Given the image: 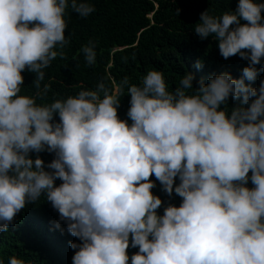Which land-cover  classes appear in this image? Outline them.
<instances>
[{"label": "clouds", "instance_id": "1", "mask_svg": "<svg viewBox=\"0 0 264 264\" xmlns=\"http://www.w3.org/2000/svg\"><path fill=\"white\" fill-rule=\"evenodd\" d=\"M70 6L83 18L95 11L87 0ZM68 7L69 0H0V233L43 196L59 213L54 226L66 223L72 264H264V79L258 88L245 83L264 71V3L238 0L219 17L206 9L194 28L201 39L214 37L223 58L248 61L239 79L225 71L194 88L189 72L169 91L151 70L139 86L125 77L113 91L100 82L37 104L20 94L21 73H35L40 88L44 69L64 57L54 49L68 43ZM81 51L93 65L94 45ZM122 85L131 123L118 117ZM229 97L240 106L229 110ZM43 151L55 154L46 166L30 156ZM153 175L182 198L163 215ZM130 246L138 248L131 257Z\"/></svg>", "mask_w": 264, "mask_h": 264}, {"label": "trees", "instance_id": "2", "mask_svg": "<svg viewBox=\"0 0 264 264\" xmlns=\"http://www.w3.org/2000/svg\"><path fill=\"white\" fill-rule=\"evenodd\" d=\"M87 2L94 6L95 11L83 18L71 9L69 0V7L64 15L68 43L63 48L58 45L54 49L62 51L64 57L57 56L44 69L45 77L40 88H36L33 83L35 73L25 69L21 73L24 78L21 95L34 97L37 104H51L57 99L76 96L82 90H95L100 82L110 91L121 86L125 77L128 78V85L139 86L151 70L160 71L168 90L173 91L180 86V80L186 73L193 74V87L196 88L201 79L207 83L209 77L225 71L239 79L243 68L248 66V61L239 55L223 58L213 36L201 39L194 31L203 11L207 9L210 15L219 17L226 11H234L238 0ZM259 2L264 3V0ZM90 42L96 53L93 65L86 63L81 51ZM197 61L202 65L199 69L195 67ZM256 68L259 70L260 65H256ZM262 79L264 71H258L254 81L245 80V83L258 88ZM45 85H48L46 93ZM128 85H122L124 94L119 98L117 112L121 120L131 123L127 116L130 107ZM189 94H192L191 90ZM238 106L240 101L229 97L228 109ZM54 119L59 122L58 115ZM30 156L33 159L39 156L45 166L55 158V154L48 151L30 153ZM150 179L156 185L151 191L162 200V206L157 210L158 215H163V209L168 204L177 207L180 205L181 197L175 192L171 196L164 192L154 175ZM60 183L59 179L55 181L57 186ZM175 183H179L178 178ZM246 186L254 187L250 179ZM58 220L59 213L43 196L35 203H29L17 213L9 224L8 231L0 233V264H9L11 257L22 259L24 264H72V256L76 250L69 247L66 223L61 221L59 229L54 226V222ZM69 236L70 242L81 243L77 237L71 234ZM126 251L131 257L138 248L130 246ZM128 264H131L130 259Z\"/></svg>", "mask_w": 264, "mask_h": 264}]
</instances>
